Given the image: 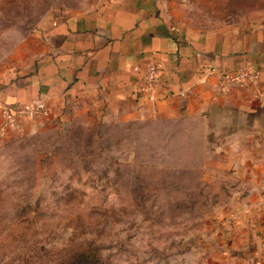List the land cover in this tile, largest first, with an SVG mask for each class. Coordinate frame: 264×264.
<instances>
[{"label": "rangeland", "instance_id": "rangeland-1", "mask_svg": "<svg viewBox=\"0 0 264 264\" xmlns=\"http://www.w3.org/2000/svg\"><path fill=\"white\" fill-rule=\"evenodd\" d=\"M96 1L0 0V79L31 67L50 18ZM164 1L181 25L264 21V0ZM212 146L190 119H17L0 135V264H205L208 212L239 187Z\"/></svg>", "mask_w": 264, "mask_h": 264}, {"label": "crops", "instance_id": "crops-1", "mask_svg": "<svg viewBox=\"0 0 264 264\" xmlns=\"http://www.w3.org/2000/svg\"><path fill=\"white\" fill-rule=\"evenodd\" d=\"M35 38L31 67L0 79V123L3 107L36 99L64 122L84 112L199 122L239 183L228 205L208 212L205 264H264V21L197 28L170 19L164 0H97L54 15ZM152 61L154 102L140 89ZM239 69L260 70L263 95L234 87L214 99L219 73Z\"/></svg>", "mask_w": 264, "mask_h": 264}, {"label": "built area", "instance_id": "built-area-1", "mask_svg": "<svg viewBox=\"0 0 264 264\" xmlns=\"http://www.w3.org/2000/svg\"><path fill=\"white\" fill-rule=\"evenodd\" d=\"M259 69H239L236 71H224L219 73V85L215 90L214 99L223 95L234 87L247 89L253 97H261L263 89L260 83ZM160 78V66L152 61L148 63L145 74L141 79V91L145 93L150 102L156 100V89ZM52 113L49 104L36 99L29 103L14 106H5L1 110L3 121L0 123V135L5 133L17 119L31 120Z\"/></svg>", "mask_w": 264, "mask_h": 264}]
</instances>
